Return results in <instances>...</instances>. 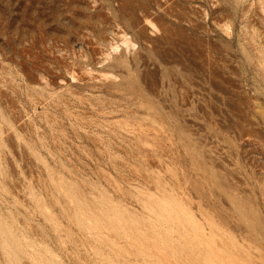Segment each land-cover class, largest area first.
Segmentation results:
<instances>
[{
    "label": "rangeland",
    "instance_id": "374dc122",
    "mask_svg": "<svg viewBox=\"0 0 264 264\" xmlns=\"http://www.w3.org/2000/svg\"><path fill=\"white\" fill-rule=\"evenodd\" d=\"M0 222V264H264V0H0Z\"/></svg>",
    "mask_w": 264,
    "mask_h": 264
},
{
    "label": "bare ground",
    "instance_id": "6f19581e",
    "mask_svg": "<svg viewBox=\"0 0 264 264\" xmlns=\"http://www.w3.org/2000/svg\"><path fill=\"white\" fill-rule=\"evenodd\" d=\"M8 133V132H7ZM148 158V157H147ZM141 159V158H140ZM156 197V196H155ZM149 199H151V198H149ZM158 199V198H157ZM149 201V200H148ZM178 202V201H177ZM104 204H105V202H104ZM149 205L150 206H148V209H149V211H152V212H156L157 214L158 213H161V214H166V215H162L164 218L162 219L163 220V222L164 223H168V222H171V221H174V220H176V221H174V224L177 222L178 223V221H181V220H184L185 222L184 223H186V226H187V224H189L190 225V230H188V227H187V230L188 231H190L191 233H192V235H193V237L195 238H198V239H200L199 241H201L203 238H204V233H202L203 231V229L201 228V225H199L196 221H194L191 217H192V215H190V214H188V213H184V212H182V211H180L179 209L180 208H177V203H175V201H174V199H172V200H169V199H166V198H162V199H160V200H151L150 202H149ZM183 208V207H182ZM186 208V207H185ZM105 209L108 211V212H110L112 215H114L115 217H118L119 219L121 218L120 217V213L119 212H116V211H114V209L111 207V206H106L105 207ZM187 210V209H186ZM182 212V213H181ZM79 214H85L86 216H92L91 215V212H87V211H85L84 209H80V213ZM150 214V213H149ZM160 214V215H161ZM162 216H160V217H162ZM109 217V216H108ZM125 217V216H124ZM152 217V216H151ZM96 219L94 220V221H96V223L97 224H99V223H103V219L101 220V217H95ZM241 218H242V216H241ZM79 220L81 221L80 222V225H82L83 224V220H81L80 219V217H79ZM128 220V219H127ZM146 221H148L147 219H145ZM158 220H160V218L158 219ZM161 221V220H160ZM144 222V221H143ZM149 222V221H148ZM159 222V221H158ZM160 223V222H159ZM158 223V224H159ZM173 223V222H172ZM182 223V222H181ZM183 223V224H184ZM158 224H152V223H150L149 225L147 224V226L149 227L148 229H150V230H152L153 232H155L157 235H160V234H162L163 235V233L165 232H163V233H161V230L162 229H159V226H158ZM144 225H145V222H144ZM162 225V224H161ZM180 225V224H179ZM163 226V225H162ZM182 226V225H181ZM160 228H162V227H160ZM165 228H167V227H165ZM186 228V227H185ZM167 230H168V228H167ZM166 230V231H167ZM171 230V229H170ZM172 231V230H171ZM134 232V231H133ZM136 232V231H135ZM140 233V232H139ZM139 233H137L136 232V234L138 235ZM164 234H166V233H164ZM161 236V235H160ZM0 237L1 238H3L4 240H9L10 241V244H11V246L14 248V250L17 252V251H19L20 250V245H19V243L17 242V240L11 235V233L9 232V230L0 222ZM197 239V240H198ZM211 239V238H210ZM234 241V240H233ZM152 242V241H151ZM152 243H154V242H152ZM157 243V242H156ZM156 243H154V244H156ZM174 243V242H173ZM200 244H203V243H200ZM204 245V244H203ZM156 246V245H155ZM202 246V245H201ZM206 246H208V245H206ZM179 247H181V246H179ZM231 247L232 248H237V245L234 243L233 244V242H231ZM241 247H243L242 245H241ZM162 248V247H161ZM220 249V248H219ZM228 249V248H227ZM233 250V249H232ZM220 251V250H219ZM218 251V252H219ZM15 252V253H16ZM161 252V251H160ZM218 252H216V253H218ZM230 252V251H229ZM216 258H222L221 260H223V259H225V257L222 255V254H220V253H218V255L216 256ZM206 259V258H205ZM215 259V258H214ZM227 259V258H226ZM225 259V260H226ZM224 261V260H223ZM207 262V261H206ZM222 263V262H221ZM221 263H219V264H221ZM226 263V262H225ZM204 264H206V263H204ZM213 264V263H212ZM231 264V263H230ZM243 264V263H242Z\"/></svg>",
    "mask_w": 264,
    "mask_h": 264
}]
</instances>
